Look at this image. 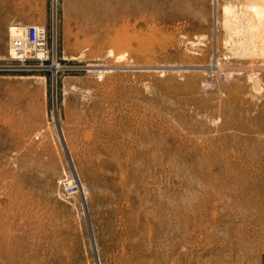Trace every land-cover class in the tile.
<instances>
[{"label":"rangeland","instance_id":"374dc122","mask_svg":"<svg viewBox=\"0 0 264 264\" xmlns=\"http://www.w3.org/2000/svg\"><path fill=\"white\" fill-rule=\"evenodd\" d=\"M231 1L0 0V264H264V88ZM32 24L47 58L21 64Z\"/></svg>","mask_w":264,"mask_h":264},{"label":"bare ground","instance_id":"6f19581e","mask_svg":"<svg viewBox=\"0 0 264 264\" xmlns=\"http://www.w3.org/2000/svg\"><path fill=\"white\" fill-rule=\"evenodd\" d=\"M242 1L243 2L241 3L231 1L229 4L228 1L226 2L227 4H223L222 20L224 27L226 28L224 29L226 30L225 33L227 34L225 43L235 55L241 57V60L239 61V70L243 72L242 74L253 84L255 89L261 91L262 88H264V72L258 74L254 67L257 60H259V56L264 55V0ZM217 7V2H215V11H217ZM182 13L185 14L184 12ZM187 14L194 16V13L191 10H189ZM218 18V15L215 14V28L219 21ZM22 29L26 30L25 27L12 26V33L25 36L26 32ZM223 48H225V46ZM249 58L250 63L247 64ZM235 69L237 70V68ZM235 69L233 68L232 70L235 71ZM259 121H261L260 128H258L260 132L257 131L256 133L261 135L264 134V109H261V113H259ZM253 142V152L262 155L264 159V141L258 139ZM239 191L245 192L246 189H243L241 186L239 189H231L230 192L232 194H237ZM257 210H261V207H257ZM256 223L264 224V217L258 216Z\"/></svg>","mask_w":264,"mask_h":264},{"label":"built area","instance_id":"2783aa9c","mask_svg":"<svg viewBox=\"0 0 264 264\" xmlns=\"http://www.w3.org/2000/svg\"><path fill=\"white\" fill-rule=\"evenodd\" d=\"M26 35H10L11 56L15 61L26 64L31 60L47 58V28L42 24H32L26 27ZM75 180L64 181L62 189L65 195L73 196L77 192Z\"/></svg>","mask_w":264,"mask_h":264}]
</instances>
